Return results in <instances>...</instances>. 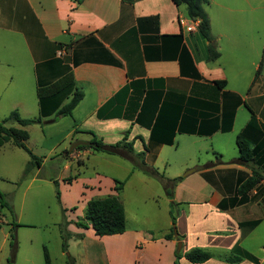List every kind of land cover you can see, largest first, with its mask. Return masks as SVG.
<instances>
[{
  "label": "crops",
  "instance_id": "0c3cea01",
  "mask_svg": "<svg viewBox=\"0 0 264 264\" xmlns=\"http://www.w3.org/2000/svg\"><path fill=\"white\" fill-rule=\"evenodd\" d=\"M243 1L249 6L248 0ZM210 6L219 8L209 10ZM203 9L212 45L218 53L216 59L208 58L209 43L199 35L197 22L188 19L184 5L176 6L172 0H0V113L16 112L24 119L41 116L52 119V123L68 118L70 125L52 150L66 139L67 145L78 140L90 142L93 137L105 145L123 140L132 144V153L119 148L116 154H106L85 146L54 157L64 160L63 169L67 172L64 179L72 178L70 183L62 179V183L73 182L78 189V196L70 203L79 207L73 208L70 217L66 213L69 223L83 218L89 200L116 195L114 181H119L116 175L95 171L87 177L80 172L97 154L100 163L123 166L124 181L138 174L140 181L149 178L159 183L144 172L146 169H154L166 179L180 178L171 200L163 191L168 215L164 230L142 226L129 229L126 221L124 233L98 237L90 226L82 229L71 225L67 252L74 264H174L175 252L182 256L178 264H192L183 257L192 249L211 255L202 264H231L224 261L230 255L240 259L233 264H264V234L254 242L257 231L261 228L264 231V175L248 193L245 203H234L239 198L237 187L251 175L250 169L238 162V151L236 156L226 159L221 149L211 148L214 158H206L205 163L190 157L181 163L187 171L182 176L181 171H166L169 161L163 164V172L158 168L165 149H178L179 136L194 141L193 138L238 135L254 115L259 128H264L262 67L258 78L254 81L253 75L249 82L247 72L236 67L241 64L243 53L255 71L260 62L263 66L264 45L261 51L255 47L250 51L249 40L228 29L231 27L226 24V15L235 10L223 1L206 0ZM230 18L243 20V16ZM252 19L259 23L262 17L254 15ZM214 21L220 25L216 33L212 31ZM254 43L257 47L258 42ZM223 53L229 73L220 63ZM67 72L72 74V86L45 100L41 113L36 89ZM213 82L224 85L218 88ZM258 82H263L262 86L251 97L250 91ZM131 83L136 91L125 90ZM75 89L83 93L82 99L70 116L55 120L56 111ZM190 99L201 101L204 106L193 109L196 113L184 121ZM229 120V131L212 132L217 126L225 127ZM182 125L189 131L181 132ZM199 129L203 135L197 134ZM3 147H0V173L10 178L19 168L24 172L29 161L14 164L11 160L15 162V157H19L17 152L12 150L10 154ZM40 166L30 173L26 185L15 191L16 196L20 194L23 198L30 187H39L36 185L39 181L53 182L39 177ZM75 166L77 174L72 177L69 174ZM190 166L192 169H186ZM170 204L176 216L177 235L166 240L164 236L171 227ZM3 208L12 214V209ZM3 208H0V231L5 223ZM253 221L258 223L250 229L248 224ZM11 226L14 229L13 223ZM177 243L181 244L180 250ZM79 246L81 249H77ZM15 257L16 254L13 263ZM22 264H39V260L24 258Z\"/></svg>",
  "mask_w": 264,
  "mask_h": 264
},
{
  "label": "rangeland",
  "instance_id": "374dc122",
  "mask_svg": "<svg viewBox=\"0 0 264 264\" xmlns=\"http://www.w3.org/2000/svg\"><path fill=\"white\" fill-rule=\"evenodd\" d=\"M218 1H223L227 6L235 10V12H229L228 15H226L228 18L226 19V24L228 27H231L228 29L235 33L237 31V33L243 34V36L249 40L248 47L250 51H252L254 47L258 51H261V45H264V0H248L249 6H246L243 0ZM216 7L210 6L209 10H216ZM240 9L242 12L238 11ZM244 9L247 10V12H245ZM254 15L261 16V22L258 23L254 21V19H252ZM241 16H243L242 21H238L235 18ZM230 17L235 19L232 21ZM219 28V24L215 21L212 22L213 33H216ZM253 41L258 42L257 47ZM250 44H252L251 47ZM262 51H264V46H262ZM224 62L225 55L223 53L220 63L224 71L229 73ZM236 67L242 68L243 73L247 72L248 82L253 75H255L256 68L250 64L249 57H246L245 53L242 54L241 64L236 65ZM261 79L264 80V63L261 71ZM260 82L250 91L251 97L257 93V88L262 86L263 82ZM246 91L247 90H245V92ZM255 104L256 103H251L253 107L256 106ZM245 112L249 114L247 110ZM8 115L9 114L0 113V123ZM253 117L255 118L256 116L254 115ZM50 120L52 119L44 118L41 120L40 124L27 127L26 130L29 138L28 141L25 142V145L33 155L41 160V168L38 170L39 177L50 178L53 181H57V187H55L51 181H39L36 183L39 187H30L23 198H21L20 194L16 196L15 191L17 189L20 190V187L23 188L26 185L30 175L37 171V167L31 166L28 172L29 174H27L28 176L24 179L22 178L23 171H21L20 168L17 170L15 176H10L11 174H9L10 178H6L7 176L3 174V172H1L2 174L0 173V175H2L1 177H3L0 178V192L3 195L4 201L9 204L10 207L13 206V208L11 207L12 214L10 212L7 213L4 208L2 210L5 223L2 225V230L0 231V264H10V260L7 261V259L9 258V243L11 242L13 245L14 243L17 245L15 252L16 259L15 262L13 263L12 261L11 264H22L24 258H29V260L34 262H36L38 258L39 264H43L44 250H46L50 261L54 264H65L70 259L69 253L67 251L62 252L61 250L62 240L60 237V225L63 223L64 216V218H68V215L70 217L71 212L74 213L73 208L79 207L77 204L70 203V200L78 196V189L73 182L69 185L62 183V179L67 176V172L63 169L64 160L62 158H57L63 156V152L68 151L72 143L67 145L66 139L62 144L56 146L52 150V146L62 141L63 133L68 129L70 121L67 118L60 123H47ZM257 122L256 120V123ZM5 126L7 128H18V125L13 122H7ZM235 135H217L213 139L193 138L194 141L183 139L187 138L185 136H179V147L177 150L169 148L162 152L163 162H159L158 164L159 171L163 172V164L169 161L167 162L168 166L166 167V171H181L180 175L182 176L187 172L181 167V163L184 160L194 156L199 158L201 163H205L206 158H214L211 148L215 147L223 151L222 153L225 155L226 159L236 156ZM3 149H5V152H10V154L13 153L12 150L17 152L19 157H15V162L11 160V162L16 165L20 163V161H24V159L30 162V157L27 153L10 147V144L4 145ZM55 156L58 157L54 158ZM96 156V158H90L86 162L85 168L80 169V172H84L87 177L92 176L95 171L114 174L118 177L117 179L120 182L124 181L123 179H125L126 172L123 170V166L114 167L113 165L109 166L107 163H100L98 161L99 155L97 154ZM191 167L193 166L186 169L190 170L192 169ZM76 171L77 167L75 166L72 168L69 175L74 177V175L77 174ZM140 178L141 175L137 174V177L124 181L126 183L119 196V200L125 209L127 226L129 229L131 227L142 226L145 229L154 231L164 230L167 227L168 215L165 210L166 198L162 187L155 180L145 178L140 181ZM67 179L68 177L65 178L64 181ZM56 190L60 193L59 203L56 199ZM150 197H153V199ZM66 213H68V215ZM78 220L81 219L79 218ZM78 220H76V222ZM65 221L68 222L67 220ZM12 223L15 225L14 229H12ZM74 223L68 222L65 228L66 233H69V227L71 225L75 226ZM170 228L171 227H169L168 231H170ZM262 234H264V231L261 228L257 231L254 242H257V237L260 238ZM77 249H81V246Z\"/></svg>",
  "mask_w": 264,
  "mask_h": 264
},
{
  "label": "trees",
  "instance_id": "16d2710c",
  "mask_svg": "<svg viewBox=\"0 0 264 264\" xmlns=\"http://www.w3.org/2000/svg\"><path fill=\"white\" fill-rule=\"evenodd\" d=\"M71 1L78 2V0H71ZM172 2L176 6H180V5L185 6L186 15L188 19L193 22H197V31L199 35L209 43L208 58L216 59L218 57V53L215 52L214 47L212 45L213 38L210 34L209 21L203 9L206 0H172ZM261 67L262 64L260 62L254 75V81L260 75ZM213 83L216 86H218V88L224 85V82H213ZM72 84H73L72 74L71 72H67L64 75H62L60 78H58L56 81L48 85L41 87L38 86V88L36 89V97L38 98V101L40 103L39 105L41 106V104L45 100L49 98H53L59 93L67 90L69 87L72 86ZM134 86L135 84L131 83L130 85L127 86V88H125V90L133 89L134 91H136L137 89L134 88ZM82 97H83V93L78 89H75L70 99L56 111L54 115V119L57 120L59 117L70 116L72 110L79 103ZM42 106L40 108L41 113H42ZM203 106L204 104L201 101H195L191 99L188 100L186 103V108L183 116L184 121L189 120L188 115H190L191 113H196V110L193 109H201ZM217 108L218 106L216 105V110ZM41 120H42L41 116L37 118L24 119L21 118L16 112H12L9 114L7 118H5L0 123V147H3L6 144H11L16 148L22 149L30 157V162L26 166L22 175L23 179L27 176L31 166L39 167L41 163V160L37 158L35 155H33L25 145V142L28 140V133L24 128L35 124H40ZM7 122L17 123V125H19L20 128H7L5 126ZM230 127H231V120H229L228 123L225 124V127L217 126L212 130V132L218 130L224 132L229 131ZM180 131L183 132L189 130L185 129L182 125ZM197 134L203 135V131L199 129ZM124 141L125 140L121 142H117L114 145H105L100 140H97L95 137H93L90 141L91 146L87 148L92 149L95 152H102L106 154H116L118 152V149L122 148L127 152L132 153L133 152L132 144ZM236 147L238 151V162H240L241 165H244L247 168H249L251 171V175L247 179L242 181L237 187V194L239 198L233 200V202L236 203L237 205H241L247 201L248 193L258 185V183L262 180V175H264L263 174L264 173V128L262 129L259 128L254 117H251L247 127L237 135ZM83 148L86 147H78L77 149H83ZM63 154H68V152L65 151L63 152ZM140 165L142 167L144 166L142 160H140ZM144 172L148 176L156 178V180H158L160 185L162 186L166 196L170 200L173 198V193H172L173 189L176 186V184L180 181V178H175L171 180L166 179L158 172H156V170L154 169H148V170L146 169L144 170ZM71 180L72 178L70 177L65 181L70 183ZM53 184L55 187H57L58 185L57 181L55 180L53 181ZM114 184H115L114 192L116 193V195H108L104 198H95L89 200L85 206L83 218L74 223L76 227L86 229L88 226H90L94 234L98 237L118 235L124 233L126 229V220L124 216L123 206L118 198V193L120 192L123 183L115 180ZM56 199L57 202L59 203L60 193L58 190H56ZM3 207H6L11 211V208L4 201L3 195L0 193V208ZM64 217H63V223L60 225L62 252L67 251V242L70 238V234L66 233L65 230L68 222L65 221L66 218ZM169 217L171 221V228L169 234L164 236V239L166 240H171L173 236L176 234V232H174L176 216L173 210V204L172 205L170 204ZM257 223L258 221H253L250 222L248 226L250 227V229H252L257 225ZM13 226L15 225L13 224ZM15 252H16V244L14 243L13 245L11 242L10 256L8 259L10 260L9 262L10 264L14 259ZM181 257L182 256L179 252H175L174 264H178V261ZM183 257L185 260H187L192 264H202L208 261L211 258V255L208 252L200 249H192L186 252L183 255ZM239 260L240 259L235 257L234 255H230L224 259L225 262L231 264L236 263ZM43 263L54 264L50 261L46 250H44L43 253ZM65 264H74V262L71 259H69V261L66 262Z\"/></svg>",
  "mask_w": 264,
  "mask_h": 264
},
{
  "label": "water",
  "instance_id": "95a60500",
  "mask_svg": "<svg viewBox=\"0 0 264 264\" xmlns=\"http://www.w3.org/2000/svg\"><path fill=\"white\" fill-rule=\"evenodd\" d=\"M52 122H53V120H50L47 123H52ZM85 146H91V143L86 142V141H81V140L74 141V142H72L70 148L68 149V152H73L78 147H85ZM180 248H181V244L177 243V249L180 250Z\"/></svg>",
  "mask_w": 264,
  "mask_h": 264
}]
</instances>
